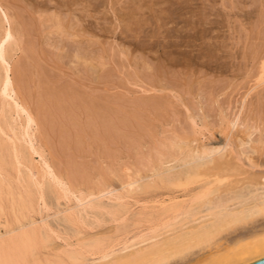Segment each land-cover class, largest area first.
Segmentation results:
<instances>
[{"label":"rangeland","instance_id":"rangeland-1","mask_svg":"<svg viewBox=\"0 0 264 264\" xmlns=\"http://www.w3.org/2000/svg\"><path fill=\"white\" fill-rule=\"evenodd\" d=\"M233 125L264 151V0H0V264H93L192 224L181 172L248 152Z\"/></svg>","mask_w":264,"mask_h":264},{"label":"bare ground","instance_id":"bare-ground-1","mask_svg":"<svg viewBox=\"0 0 264 264\" xmlns=\"http://www.w3.org/2000/svg\"><path fill=\"white\" fill-rule=\"evenodd\" d=\"M5 16H7V14H5ZM7 17L9 18V16ZM7 32V39L9 41V39L13 37V33L11 31ZM9 43L10 42H8V44ZM8 44H6L5 47L3 46L1 49L2 57L7 58L8 50L10 48V46L9 48H7ZM234 125L232 127L233 129H235L234 127H236ZM235 130L234 132H237L238 130L242 131L240 129H237V131ZM239 131L236 134L232 132V138L234 136V138H236H233L234 140L232 141H234L237 149L241 148V146L245 145V143H250V141H252L250 140L252 139V137L248 139V135L246 133H241ZM233 134L235 135L233 136ZM243 134L247 135V138H245V135L243 137ZM231 139L229 140L231 141ZM229 140L227 144L230 142ZM230 143L233 145V142ZM251 144L252 143H250L248 147H250ZM230 145L228 147H230ZM228 147L223 150L221 149L222 151H219L218 149H211V152L205 150L204 153H202L203 151H197V153L193 154L194 157L196 155H200L198 156L199 158L196 156L197 160H194L196 158H192V154H190L191 158H189L191 160L193 159L194 161L192 160V162H195V164L197 161L198 165L195 167V164H193V166L192 162L191 164L190 162H188L186 163L187 166L191 165L189 166V168H191L192 166L195 168L192 167L193 169H185L184 173L183 170L182 172L179 170L181 174H186L185 176H194L195 178L192 182L196 184L195 182L198 181L199 189L202 187L200 191H196L197 194L196 192H194V198H196V200H193V203L191 202L190 206L185 208L183 211L185 214L190 212V214L192 215L194 213L200 214L201 212V214L197 216L198 218L194 217V220L192 218V222H188L189 224H192H187L188 226L184 227V225H186L185 222V224L183 225L184 228L180 225V231L159 240L157 239V237H160L161 233L159 235L156 233L155 236L157 237H150V244L149 238L147 240H143L144 242H146L144 245L143 243L140 244L141 246L137 244V242L133 244L126 243L127 245L125 244L124 248L121 249V251H113L114 253H111L112 251L110 253L104 252V255H101V257H99L96 262L94 260V262L92 261V263L247 264L264 256V153L263 155L261 154L264 151H261L259 153L260 148L252 146L247 149L249 150L248 152L244 148H242L244 150H235V153H230L231 151L229 149L228 151L230 152L226 154L223 151L227 150ZM231 147L232 151L234 152L233 149L235 147ZM194 150L192 151L195 152ZM206 151H208V155ZM213 151H215L216 153L219 151L218 153L221 152V154H216ZM256 151L259 153V156L257 155V157L254 156V153L255 155L258 154ZM198 152L201 153L198 154ZM212 153L215 154L213 155ZM187 155L189 154H186L185 156ZM178 159L181 158H177L176 161ZM186 164L184 165V163H182L181 165L187 167ZM178 173L176 172V174ZM181 174L180 177H183V175ZM178 176L179 175H177L176 177ZM256 176H258L260 180H256L258 178H256ZM205 187L207 190L205 189ZM201 196L204 197L201 199ZM201 206L204 207L205 212L203 211V214L202 210L198 212ZM178 209L180 210L181 206ZM195 215L196 214H194V216ZM169 233L171 232H168V234ZM152 238H154L155 241L152 242ZM148 240L149 242H147ZM138 243L140 242L138 241Z\"/></svg>","mask_w":264,"mask_h":264},{"label":"water","instance_id":"water-1","mask_svg":"<svg viewBox=\"0 0 264 264\" xmlns=\"http://www.w3.org/2000/svg\"><path fill=\"white\" fill-rule=\"evenodd\" d=\"M247 264H264V256H262V257H260V258H258L256 260H253V261H251V262H249Z\"/></svg>","mask_w":264,"mask_h":264}]
</instances>
